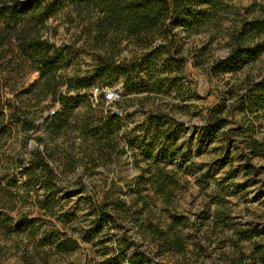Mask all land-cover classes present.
<instances>
[{
    "label": "trees",
    "instance_id": "1",
    "mask_svg": "<svg viewBox=\"0 0 264 264\" xmlns=\"http://www.w3.org/2000/svg\"><path fill=\"white\" fill-rule=\"evenodd\" d=\"M64 11L84 24L80 47L48 39L47 21ZM205 35L200 45L186 47L187 39ZM220 48L223 57L215 56ZM85 55L91 63L81 70ZM262 55L264 4L240 12L229 0H1L2 242H11L21 264H69L83 250L101 249L105 264H213L201 260L191 234L207 227L225 233L227 251L217 264H264L257 226L239 225L227 208L242 185L216 182L206 214L190 220L175 211L180 166L171 167L180 155V123L171 109L180 113L186 108L180 103L196 98L184 74L191 61L210 78L241 74L225 82L207 109L205 134L211 143H225L227 155L230 142L243 138V175L257 176L249 161L264 154V68L256 75L245 70ZM33 73L37 78L26 85ZM114 87L121 100L109 106L117 110L159 103L143 121L125 126L134 112L115 115L102 94L97 103L91 99L94 88ZM234 115L238 120L228 127ZM125 148L138 174L110 178Z\"/></svg>",
    "mask_w": 264,
    "mask_h": 264
},
{
    "label": "rangeland",
    "instance_id": "2",
    "mask_svg": "<svg viewBox=\"0 0 264 264\" xmlns=\"http://www.w3.org/2000/svg\"><path fill=\"white\" fill-rule=\"evenodd\" d=\"M1 1V0H0ZM230 3L243 12L244 8L255 9L264 4V0H229ZM47 36L48 39L56 46L75 43L76 47L82 46L86 40V35H83L82 29L84 24L76 17L74 13L60 12L55 17L47 21ZM207 36H196L186 40V47L200 45ZM227 54L225 49L215 51V56L223 57ZM91 63V57L85 55L82 58L80 69L86 70ZM73 68V67H72ZM264 68V55L251 67L245 71L256 75ZM184 74L186 78L193 81L195 84L196 98L186 100L179 106H186L180 113H176V109L172 108V114L179 126H177L176 148L180 150V155L172 163L171 167L177 168L180 166L179 192L174 202L175 211L179 214L187 216L190 220L201 213L206 214V206L214 199L216 195V182H221L225 188H233L234 185H242L243 189L239 192H233L227 200V208L230 209L231 216L245 227V225H256L257 230L262 234L264 239V154L260 157L251 159L249 162L258 170L257 176H244L243 169L247 162L246 152L244 150V139L236 138L230 142L228 147L229 155L225 154L226 144L220 139L214 142L208 141V136L205 134V114L208 108L216 104L223 91L226 88L225 82L234 83L236 76H225L222 79L210 78L201 70L194 69L191 61L186 63ZM37 78V74H30L25 82L30 84ZM120 87L107 88L108 92L112 89ZM177 103V101H173ZM159 103V102H158ZM146 105L143 110L135 111L136 106H130L126 111H123L121 116L126 117L125 112L131 114L134 112L131 119H125V126H134L143 121L147 115V111L154 109L158 104ZM110 105V104H109ZM104 107H106L104 103ZM109 108V109H108ZM107 110L112 108L117 109L115 105L108 106ZM120 110V109H119ZM238 117L234 115L233 121L228 127H234ZM42 120H39L41 123ZM260 138V135L258 136ZM34 141L30 140L28 148L33 147ZM122 162L111 166L109 169V177L116 176V173L123 172L128 178L135 177L138 171L134 167V159L128 148ZM230 158L229 163L222 165L226 161L225 158ZM183 160L185 162L183 163ZM102 172V170H99ZM101 182V178H97V185ZM88 184V182L86 181ZM209 211L211 214L216 212L214 204H210ZM193 241L197 242L202 247L201 260L207 263L217 264L222 252L227 251L223 248L222 237L225 233L219 229H211L203 227L200 232H191ZM103 242L109 246L111 241L109 236H103ZM0 245H3V256L0 258V264H21L19 260V252H15L10 241L5 242L0 239ZM192 248V246H190ZM105 250H94L88 254L87 250H83L82 256L76 259L75 262L69 264H105L103 254ZM74 260V259H73Z\"/></svg>",
    "mask_w": 264,
    "mask_h": 264
},
{
    "label": "built area",
    "instance_id": "3",
    "mask_svg": "<svg viewBox=\"0 0 264 264\" xmlns=\"http://www.w3.org/2000/svg\"><path fill=\"white\" fill-rule=\"evenodd\" d=\"M110 92L111 93L108 92L107 88H105V89L94 88L92 90V98L91 99L94 103H97L99 96L102 94L106 106H109V104H112L114 102H119L121 100L120 90L118 88L112 89V90H110ZM115 110H116L115 108H112L111 112L114 113ZM54 111L55 110H51L50 114H53Z\"/></svg>",
    "mask_w": 264,
    "mask_h": 264
},
{
    "label": "water",
    "instance_id": "4",
    "mask_svg": "<svg viewBox=\"0 0 264 264\" xmlns=\"http://www.w3.org/2000/svg\"><path fill=\"white\" fill-rule=\"evenodd\" d=\"M114 114H115V115H120V114H122V112H121L120 110H117V109H116V110L114 111ZM126 115H128V113H126Z\"/></svg>",
    "mask_w": 264,
    "mask_h": 264
}]
</instances>
